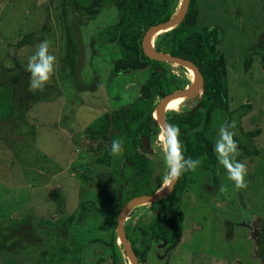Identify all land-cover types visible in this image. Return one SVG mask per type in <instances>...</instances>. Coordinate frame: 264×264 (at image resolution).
Here are the masks:
<instances>
[{
	"label": "rangeland",
	"instance_id": "1",
	"mask_svg": "<svg viewBox=\"0 0 264 264\" xmlns=\"http://www.w3.org/2000/svg\"><path fill=\"white\" fill-rule=\"evenodd\" d=\"M59 1L0 0V67L16 66L27 74L29 84L28 59L41 41H51L50 53L57 57L55 73L45 85L53 87L57 93L49 101L32 104L26 112V121L33 126V132L17 138L8 131L7 139H0V225L20 222L30 216L43 241L52 245L58 241L66 248L71 243L72 248L66 255L72 258L50 261L48 254L45 260L38 261L39 251L28 252L22 257L0 253V264H75L78 248V257L83 264H131L116 237L118 213L114 210L115 196L124 200L127 188L133 183L128 180L129 169L122 164L123 153L130 151L123 146L122 154L112 155L108 145L116 138L123 142L129 140L126 130L120 132L114 127L120 120L126 127L132 120L127 119L131 113L126 112L120 119L114 116L139 98V89L148 77L150 67L126 71L109 80L111 61L120 56L119 49L114 43L100 44L97 36L105 29L118 26L120 16L110 3L103 2L93 19H87L84 14L78 16L72 7L70 11L79 20L75 30L81 51L77 59L78 82L88 86L97 79L94 89L76 91L65 65L72 64V59L64 56V40H61L57 25ZM195 1L198 9L196 26L217 25L224 33L217 49L225 59L228 111L245 103L252 107L240 119L238 132L244 135L259 130L258 135L251 138L258 153L247 156L239 149L237 156L238 161L247 165L245 180L248 186L236 189L227 174L219 172L223 167L217 157L214 169L205 170L202 166L204 157H201V165L195 171H188L180 196L182 230L176 245L157 240L146 242L147 227L153 219L159 218L153 202L129 209L123 215V229L132 247L140 249L144 243L148 244L140 264H260L254 258L256 241L251 232L253 228L258 229L257 222L264 219V69L259 57L253 56L249 70L244 72L242 47L264 25L263 3L261 0ZM78 2L82 3V0ZM181 4L182 0H179L172 16L178 13ZM44 24L46 32L36 34L32 43L15 48V43L24 34L38 30ZM162 33L150 37L149 44L154 50L155 42L165 45ZM73 59L76 62V57ZM161 63L172 92L192 85L183 66ZM10 92V87H0V118L11 108ZM198 95L183 98L174 110H167L164 117L197 109ZM127 109L125 111H130ZM224 122L226 117L213 122V148L219 127ZM89 133L99 134L97 140L91 139ZM101 148L108 152L104 154L103 162L98 163L95 156ZM147 149L144 156L151 170L149 187L154 193L162 192L166 188L167 169L159 133L148 138ZM136 150L141 153L140 149ZM81 177L86 184L80 182ZM222 185L227 186V192H220ZM54 189L64 199L62 217L70 215L83 201L92 202L97 211L80 224L70 226L67 239H59L56 232L60 216L55 212Z\"/></svg>",
	"mask_w": 264,
	"mask_h": 264
},
{
	"label": "trees",
	"instance_id": "2",
	"mask_svg": "<svg viewBox=\"0 0 264 264\" xmlns=\"http://www.w3.org/2000/svg\"><path fill=\"white\" fill-rule=\"evenodd\" d=\"M80 1V0H79ZM104 3H110L120 16V23L112 29L103 30L97 41L102 45L114 43L118 46L120 56L111 61L108 79L126 72L138 71L145 67H150V73L139 89V98L131 103L127 108L115 114L120 119L126 112L129 123L124 127V121L116 123L115 129L122 132L127 131L129 140L123 143L130 152L123 153L122 164L129 169V182L133 183L126 190L124 200L118 196L114 198V210L119 213L123 206L134 197L141 195H151L154 193L149 187V175L151 174L148 159L144 156L147 152L142 149L141 138L156 135L160 132L153 110L157 102L172 92L162 69V63L145 57L141 51L140 43L143 32L149 27L167 21L172 17L179 0H60L57 11V25L61 40H64V56L71 60L66 65L67 73L71 76L73 86L76 91L92 90L97 85V79H93L88 86L80 85L78 82L79 65L77 59L80 57V43L77 30L79 20L74 18L76 12L78 16L93 19L99 8ZM264 22V0H261ZM74 7L71 12L69 8ZM198 19V9L195 0H189L186 12L179 24L161 36L165 39V45L161 46L160 41L155 42V50L173 57H177L191 62L202 78V90L196 97L197 109H191L185 113H174L165 118L167 124H175L180 129V140L183 144L185 158L193 159L204 157L202 166L205 170L214 169L216 155L213 151V138L215 135L213 122L221 117H226V122L235 120L236 130H240V119L249 113L252 107L245 103L234 111H228V89L226 83V66L223 55L218 52V45L224 38L223 31L217 25H206L201 28L196 26ZM47 31L46 25H42L38 30L24 34L16 43L15 48H21L33 42L36 34ZM259 32V33H258ZM62 53V51H61ZM242 69L247 72L252 64L253 56H257L264 69V25L260 28L252 39L242 47ZM76 57V62L74 61ZM12 62L15 59L11 55ZM62 59V58H61ZM69 62V61H68ZM74 67L70 68L71 66ZM62 68L65 69L64 65ZM70 68V69H69ZM162 70V71H160ZM27 74L21 72L16 66L12 68L0 67V87H10L11 108L4 117L0 118V139H7L8 131L15 137H27L33 132V126L26 121V112L30 106L37 102L49 101L57 91L53 87H44L43 91L31 90L28 84ZM130 111H125V110ZM189 132V133H188ZM191 132V133H190ZM259 130H253L244 135L238 132L235 139L239 144V149L247 156L256 155L258 152L251 143V138L258 135ZM91 139L97 140L99 134L89 133ZM114 134L113 136H117ZM240 135V137H238ZM242 136L244 137L242 139ZM102 137V136H101ZM113 139V137L111 138ZM10 143V142H7ZM111 145H108V150ZM136 148L140 149L139 153ZM99 150V149H98ZM107 149L101 148L97 151L95 158L102 163ZM96 154V153H95ZM221 174H227L224 168L219 169ZM188 172L183 173L179 179L175 180L172 190L167 197L157 202H153L159 218L151 221L147 227V240H159L176 244L181 236L182 213L180 210V196L186 184ZM55 203V212L60 216L56 232L59 239H67L68 228L80 224L87 216L95 215L96 208L92 202H80L76 209L66 217H62L64 210V199L62 195L54 189L52 191ZM256 222V221H255ZM259 228H253L251 237L256 241L254 246V258L260 264H264V219L257 222ZM113 238H111L112 244ZM137 251L133 252L137 262H142L147 251L146 243ZM50 246V247H49ZM59 245L58 241L52 245L49 241H43L38 235L37 224H34L30 216H26L20 222L9 225H0V253L6 256H24L31 251H39L38 261L45 260L48 254L52 261H63L65 258H72L67 253L72 246ZM114 252V245H112ZM75 251V264H83L78 252Z\"/></svg>",
	"mask_w": 264,
	"mask_h": 264
},
{
	"label": "clouds",
	"instance_id": "3",
	"mask_svg": "<svg viewBox=\"0 0 264 264\" xmlns=\"http://www.w3.org/2000/svg\"><path fill=\"white\" fill-rule=\"evenodd\" d=\"M51 41L45 39L37 45L35 53L29 57L27 72L30 73L29 86L32 90L43 91L55 73L57 57L50 53ZM236 121L224 122L220 125L218 138L213 151L227 173V179L234 183L236 189L247 188L245 177L248 168L243 162L237 160L240 154L237 136ZM180 129L175 124H166L161 127L159 140L163 149V160L167 169L164 177V186L171 183L188 171H195L201 165V159L185 158L183 144L180 140ZM123 140L120 138L111 141L110 152L112 155L123 153ZM227 186L222 185L220 192H227Z\"/></svg>",
	"mask_w": 264,
	"mask_h": 264
},
{
	"label": "water",
	"instance_id": "4",
	"mask_svg": "<svg viewBox=\"0 0 264 264\" xmlns=\"http://www.w3.org/2000/svg\"><path fill=\"white\" fill-rule=\"evenodd\" d=\"M188 2H189V0H182L181 7L179 8L178 13L175 16H172L170 19H168L165 22H162V23H159V24H156L154 26L149 27L145 31V33L141 39V43H140L141 51H142L143 55L145 57H147L148 59L158 61V62L177 64V65L184 66V67L186 66L190 70H192L197 77V81L193 86H190L187 89L184 88L181 90L173 91V92L169 93L168 95L164 96L163 98H161L157 102V104L155 105L154 110H153V113L155 114V117L153 116V118L155 119L156 124L158 125L159 129H161L162 126L167 124L165 121V117L163 115V111H162L163 103L167 99H169L171 97H181V98L192 97V96L197 95L198 93L200 94V92L202 90V78H201L199 72L197 71V69L195 68V66L191 62L177 58V57H173V56L168 55V54L158 52V51L154 50L152 47H149V44H148L150 37L153 36V33L156 30H160L162 32H165V31L170 30L171 28H173L174 26H176L177 24H179L181 22L184 14L186 12ZM160 71H162V70H160ZM147 140L148 139L146 137H142L141 141H140L142 149H144L145 151L148 150L147 149ZM80 182L82 184H86L87 181L83 177H81ZM174 182L175 181H173L170 186L166 187L160 193H153L151 195H141V196L132 198L120 210V212L117 216V219H116L115 233H116L117 239L119 240V242L122 244L124 250L126 251V254H127L128 258L130 259L131 264H136V260H135V257L133 255V252L129 246V243L127 242V240L124 236L123 223H122L123 215L129 209H131L132 207L136 206L137 204H139L141 202H146V201L157 202L161 199H164L171 192Z\"/></svg>",
	"mask_w": 264,
	"mask_h": 264
},
{
	"label": "bare ground",
	"instance_id": "5",
	"mask_svg": "<svg viewBox=\"0 0 264 264\" xmlns=\"http://www.w3.org/2000/svg\"><path fill=\"white\" fill-rule=\"evenodd\" d=\"M180 7H181V5H180ZM162 31H160V30H156L154 33H153V36H155V35H158V34H160ZM151 39H149V41H150ZM149 41H148V44H149ZM149 47H151L150 46V44H149ZM184 67V66H183ZM184 69H186L187 71V73H188V75L191 77V80H192V85L191 86H193L195 83H196V81H197V77H196V75H195V73L192 71V70H190L188 67H184ZM182 99L183 98H181V97H171V98H169V99H167L164 103H163V107H162V111H163V115H164V113H166L167 112V110H174L178 105H179V103L182 101ZM153 116L155 117V114L153 113ZM162 189V188H161ZM156 193H160V192H156ZM146 202H150V201H146ZM141 203H144V202H141ZM141 203H139V204H141ZM139 204H137V205H139Z\"/></svg>",
	"mask_w": 264,
	"mask_h": 264
},
{
	"label": "flooded vegetation",
	"instance_id": "6",
	"mask_svg": "<svg viewBox=\"0 0 264 264\" xmlns=\"http://www.w3.org/2000/svg\"><path fill=\"white\" fill-rule=\"evenodd\" d=\"M156 211H157V209H156ZM119 214V213H118ZM157 214L159 215V213H158V211H157ZM118 216V215H117ZM116 226V225H115ZM123 231H124V236H125V238H126V240H127V242L129 243V246H130V248H131V250H132V252H133V248L134 247H132V243L130 242V240L128 239V237H127V235H126V233H125V230L123 229ZM180 239V238H179ZM150 241H152V240H150ZM157 241H159V240H157ZM179 241V240H178ZM146 242H148V240H147V237H146ZM160 242H162L163 244H170L171 246H173V245H176V244H174V243H169V242H164V241H160ZM144 245H142V247H143ZM146 247H147V251H148V244L146 243V245H145ZM134 250H139L138 248H134ZM146 251V252H147ZM133 255H134V257H135V260H136V264H140L141 262H137L138 260H137V258H136V256H135V254H134V252H133ZM145 256V255H144ZM144 259V258H143Z\"/></svg>",
	"mask_w": 264,
	"mask_h": 264
}]
</instances>
